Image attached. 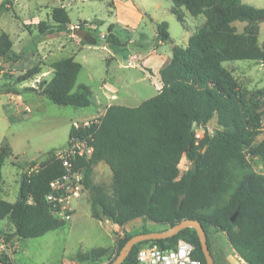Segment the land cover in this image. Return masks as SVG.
Here are the masks:
<instances>
[{"label": "trees", "instance_id": "1", "mask_svg": "<svg viewBox=\"0 0 264 264\" xmlns=\"http://www.w3.org/2000/svg\"><path fill=\"white\" fill-rule=\"evenodd\" d=\"M3 6L0 3V9ZM184 9L192 16L204 15L205 21L186 46L173 47L170 61L160 70L159 92L138 106L112 104L81 131L95 147L89 161H80L86 165L84 189L100 162L109 165L115 184L112 194L99 189L92 198V216H106L116 226L141 218L166 225L165 230L184 219H196L205 229L210 250V233L215 227L226 233L247 264H264V173L257 172L244 153L247 147L251 154L264 158V142L255 144L264 125V87L249 89L227 66L239 60L264 62V48L257 44L258 21L264 17V9L242 0H173L171 12L181 22L185 21ZM52 17L60 31L70 22L62 6L52 10ZM235 21L246 22L242 33L237 32ZM38 28L44 34L54 31L44 21ZM156 30L157 44L170 39L166 21L158 23ZM106 38L116 53L123 51L125 45L112 31ZM81 41L85 43V39ZM12 47L9 34L0 31V58L10 59ZM51 68V78L40 80L38 87L19 86L43 72L35 65L0 93L12 96L15 108L23 112L26 103L20 97L24 91L45 96L58 105L86 108L93 104L91 88L85 83L77 85L83 65L74 56L54 61ZM213 119L219 128L211 131L206 127L199 133L198 126H207ZM72 135L73 128L69 139ZM55 150L48 151L38 165L30 162V169L22 172V199L9 201L2 192V168L13 149L7 141L0 143V220L8 219L12 225L10 237L43 236L63 227L72 215L71 211L53 214L47 199L53 181L66 171ZM184 158L192 166L181 170ZM150 232L157 231H125L118 240L116 255L107 264L113 263L134 235ZM179 238L194 243L195 256L207 264L198 232L192 226L173 237L137 242L121 264H136L137 251L144 246L156 242L169 248ZM103 252L102 248L80 249L73 259L77 264H99ZM0 260L13 264L7 256H0Z\"/></svg>", "mask_w": 264, "mask_h": 264}, {"label": "rangeland", "instance_id": "2", "mask_svg": "<svg viewBox=\"0 0 264 264\" xmlns=\"http://www.w3.org/2000/svg\"><path fill=\"white\" fill-rule=\"evenodd\" d=\"M242 1L264 9V0ZM0 3L4 4L0 9V28L13 41L10 59L0 58V89L14 85L18 75L35 65H40L43 72L19 86L38 87L40 80L51 78L54 61L74 56L83 65L77 85L87 84L93 96V104L81 108L58 105L45 96L24 91L20 98L26 103L25 112L15 108L11 119L6 111L10 95L0 93V143L7 141L13 149V155L2 168V192L9 201L17 200L22 172L30 162L36 161L38 165L48 151L68 143L74 121L95 122L112 104L134 107L155 96L161 85L160 69L172 57L173 47L186 46L205 21L204 15L192 16L186 9L185 21H179L171 12L173 0H0ZM60 6L66 8L70 17L67 28L61 31L52 17V10ZM41 21L54 27V31L40 33ZM163 21L168 23L170 39L157 44L156 27ZM233 25L242 33L246 22L235 21ZM77 27L85 31L83 38L74 33ZM110 31L125 45L120 53L107 42ZM257 44L264 48L263 17L258 21ZM227 66L249 89L264 87L263 61L239 60ZM206 127L211 131L219 128L215 119ZM262 142L264 125L255 139L256 145ZM244 153L253 168L264 173V158L251 154L247 147ZM191 166L184 158L179 168L186 170ZM114 188L109 165L105 162L95 165L90 185L67 210L72 212L68 222L43 236L20 237L19 249L13 254L14 264H76L73 258L80 249L100 248L104 252L98 263L107 264L116 255L118 240L125 231L137 232L143 228L165 231L166 225L140 218L116 226L106 216L93 217L92 198L99 189L112 194ZM0 227L13 229L8 219L0 220ZM210 246L216 264H247L233 249L226 233L215 227L211 229Z\"/></svg>", "mask_w": 264, "mask_h": 264}, {"label": "built area", "instance_id": "3", "mask_svg": "<svg viewBox=\"0 0 264 264\" xmlns=\"http://www.w3.org/2000/svg\"><path fill=\"white\" fill-rule=\"evenodd\" d=\"M92 124L93 121L89 120L74 121L72 137L64 147L54 151L56 158L66 165V171L53 181L52 190L47 195L50 210L55 215H63L72 208L73 202L78 201L83 193L86 165L80 164V161H89L95 147L89 139L81 135V131ZM205 127L206 125L200 124L198 129ZM12 233L13 229L0 227V256H7L11 260L19 244L16 236H9ZM195 251L196 245L183 238H179L169 248L154 242L137 251L136 264H202L195 256Z\"/></svg>", "mask_w": 264, "mask_h": 264}, {"label": "water", "instance_id": "4", "mask_svg": "<svg viewBox=\"0 0 264 264\" xmlns=\"http://www.w3.org/2000/svg\"><path fill=\"white\" fill-rule=\"evenodd\" d=\"M74 33H76L81 38L85 36V31L78 27L74 29ZM29 168H30V165H27L23 172H27ZM24 180H25V176L22 175L20 178V187H22V185L24 184ZM21 199H22V190L20 189V193L18 195L17 200H21ZM234 218L235 216L232 217V220H234ZM190 226L195 227L198 232L200 244L206 256L207 264H216L214 261L213 255L211 253V250L208 246L207 234L205 232V229L203 228L201 222L196 219H184L180 223L176 224L172 228H169L165 231L139 233V234L134 235L132 238H130L127 241L125 247L119 252V254L116 256L112 264H121L125 260V258L128 256V254L131 252V250L133 249V246L139 241L157 240V239H162V238L173 237L177 235L183 228L190 227ZM0 264H8V263L0 260Z\"/></svg>", "mask_w": 264, "mask_h": 264}, {"label": "crops", "instance_id": "5", "mask_svg": "<svg viewBox=\"0 0 264 264\" xmlns=\"http://www.w3.org/2000/svg\"><path fill=\"white\" fill-rule=\"evenodd\" d=\"M0 31H4L2 28H0ZM171 59V58H170ZM170 59H169V61H170ZM168 61V62H169ZM167 62V63H168ZM1 63V62H0ZM161 70V69H160ZM160 83H161V77H160ZM161 86H162V84L160 85V88H161ZM160 88H159V90H160ZM14 108H15V101H14V99L13 98H11V96L9 97V102H8V104H7V106H6V111H7V115H9V117L11 118L12 116V114L10 113L11 112V110H13V112H15L14 111ZM11 119H13V118H11ZM3 142V141H2ZM1 142V143H2ZM5 142V141H4ZM9 143V142H8ZM10 144V143H9ZM141 219V218H140ZM130 223V222H129ZM18 242H19V238H18ZM19 249V244H18V248L15 250V252L17 251ZM14 252V253H15ZM13 253V254H14ZM12 262H13V264H14V260H13V256H12ZM63 264V263H62ZM77 264V263H76ZM100 264H102V263H100Z\"/></svg>", "mask_w": 264, "mask_h": 264}]
</instances>
